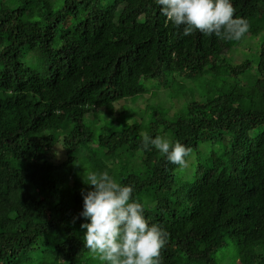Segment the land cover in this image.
<instances>
[{
  "label": "trees",
  "instance_id": "1",
  "mask_svg": "<svg viewBox=\"0 0 264 264\" xmlns=\"http://www.w3.org/2000/svg\"><path fill=\"white\" fill-rule=\"evenodd\" d=\"M233 7L239 40L184 36L155 0H0V264H101L80 227L90 170L165 228L159 264H264V0ZM147 81L169 97L101 125ZM145 134L190 147L186 166Z\"/></svg>",
  "mask_w": 264,
  "mask_h": 264
},
{
  "label": "clouds",
  "instance_id": "2",
  "mask_svg": "<svg viewBox=\"0 0 264 264\" xmlns=\"http://www.w3.org/2000/svg\"><path fill=\"white\" fill-rule=\"evenodd\" d=\"M166 22L179 27L182 35L194 30L204 35L239 40L248 30L246 19L235 17L233 0H155ZM144 149L154 147L180 169L186 166L191 148L167 134L143 135ZM87 190L79 214L84 219L83 243L101 264H159L166 243L165 228L145 215L143 202L133 196L131 184H121L108 171L90 170L83 177Z\"/></svg>",
  "mask_w": 264,
  "mask_h": 264
},
{
  "label": "rangeland",
  "instance_id": "3",
  "mask_svg": "<svg viewBox=\"0 0 264 264\" xmlns=\"http://www.w3.org/2000/svg\"><path fill=\"white\" fill-rule=\"evenodd\" d=\"M144 88L145 91L142 94L118 101L113 104V106L107 108L106 112L100 113L101 125L107 127V129H109L108 131L121 130L126 127V121L129 120L131 116L138 114L146 118V106L150 104V102H156L163 98L166 93H169L166 91L159 92L156 84L152 85V81L144 82ZM166 96L169 97V94ZM123 111L124 113H122ZM91 119L92 118H90V120ZM223 149L224 145L221 142H217L215 145L205 143L200 148V159H203L210 150L220 152ZM234 253V251L232 252V250H229L226 256H219V258L223 259L224 263L228 262L234 264L231 263L234 261Z\"/></svg>",
  "mask_w": 264,
  "mask_h": 264
}]
</instances>
